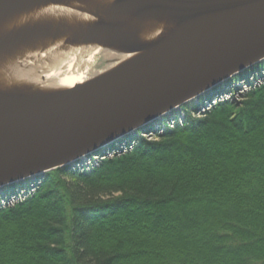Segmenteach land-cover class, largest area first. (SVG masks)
<instances>
[{"label":"trees","instance_id":"1","mask_svg":"<svg viewBox=\"0 0 264 264\" xmlns=\"http://www.w3.org/2000/svg\"><path fill=\"white\" fill-rule=\"evenodd\" d=\"M261 81L264 61L104 157L0 190V264H264Z\"/></svg>","mask_w":264,"mask_h":264},{"label":"water","instance_id":"2","mask_svg":"<svg viewBox=\"0 0 264 264\" xmlns=\"http://www.w3.org/2000/svg\"><path fill=\"white\" fill-rule=\"evenodd\" d=\"M65 1L80 0H0V18ZM105 10L88 28L51 20L0 31V190L104 157L112 143L264 61V0H115ZM114 15L167 17L172 30L146 44L136 31L103 22ZM58 40L138 56L62 91L7 88L3 61L36 70L38 58L26 53ZM106 63L98 57L96 71Z\"/></svg>","mask_w":264,"mask_h":264},{"label":"bare ground","instance_id":"3","mask_svg":"<svg viewBox=\"0 0 264 264\" xmlns=\"http://www.w3.org/2000/svg\"><path fill=\"white\" fill-rule=\"evenodd\" d=\"M113 1L115 0H80L35 6L1 17L0 31L6 32L21 25L51 20H66L82 27L88 24L86 27L88 28L99 20L98 14L105 13V9H108ZM78 10L88 13H77ZM169 20L167 17L158 18L155 15L145 16L141 20L114 15V17L105 16L103 22H112L123 29L136 31L141 42L150 44L171 32ZM45 45L44 51L35 48L36 52L31 50L32 52L26 53L31 59L38 58L37 71L27 70V67L20 68L16 63L8 61L1 63L2 74L9 81L8 89L16 82L26 84V87H37L38 91L44 92L66 90L138 56V54H116L96 44L63 46V40L48 41ZM98 57H102L107 62L106 68L102 71H96L95 68Z\"/></svg>","mask_w":264,"mask_h":264},{"label":"rangeland","instance_id":"4","mask_svg":"<svg viewBox=\"0 0 264 264\" xmlns=\"http://www.w3.org/2000/svg\"><path fill=\"white\" fill-rule=\"evenodd\" d=\"M261 82H263L264 83V81H261ZM261 82H257L256 83V87H258V86H260L261 84H263V83H261ZM240 90H242V91H237L236 92V94H234L233 96L232 95H228L227 96V98H230L231 99V101H233V102H237V103H239L240 104V102H242L244 99H243V97L245 96L244 94H246V93H248V92H250L251 90H250V88H246V89H244V88H241ZM162 118V117H161ZM161 118H158V119H156V120H154V121H157V120H160ZM197 119L198 118H204V117H196ZM196 120V119H195ZM199 120V119H198ZM165 132V128L164 127H156V131H148V132H145L144 133V135H143V137L145 138V140H146V142L148 143V144H153V143H160L161 142V140L160 139H158V138H156L155 137V135L157 134V135H162L163 133Z\"/></svg>","mask_w":264,"mask_h":264}]
</instances>
